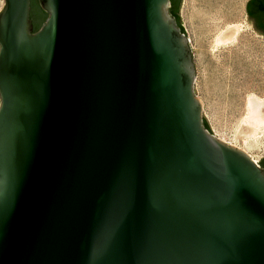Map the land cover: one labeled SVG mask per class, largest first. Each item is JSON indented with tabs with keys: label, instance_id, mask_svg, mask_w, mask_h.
Here are the masks:
<instances>
[{
	"label": "water",
	"instance_id": "1",
	"mask_svg": "<svg viewBox=\"0 0 264 264\" xmlns=\"http://www.w3.org/2000/svg\"><path fill=\"white\" fill-rule=\"evenodd\" d=\"M5 1L0 264H264V171L205 128L170 0H39L36 33Z\"/></svg>",
	"mask_w": 264,
	"mask_h": 264
},
{
	"label": "rangeland",
	"instance_id": "2",
	"mask_svg": "<svg viewBox=\"0 0 264 264\" xmlns=\"http://www.w3.org/2000/svg\"><path fill=\"white\" fill-rule=\"evenodd\" d=\"M248 1L182 0L179 15L192 50L194 91L211 134L262 168L264 36L248 22ZM5 4L0 0V11Z\"/></svg>",
	"mask_w": 264,
	"mask_h": 264
},
{
	"label": "trees",
	"instance_id": "3",
	"mask_svg": "<svg viewBox=\"0 0 264 264\" xmlns=\"http://www.w3.org/2000/svg\"><path fill=\"white\" fill-rule=\"evenodd\" d=\"M170 2H171L170 14L175 18L178 26L181 29V32L185 34V30L180 24L181 19L179 15L182 0H170ZM39 4H40L39 0H31L30 18L33 22V27H34L33 33H36L37 31H39L42 25L46 22L47 18L49 17L48 13L45 10H43L42 7L40 8L41 9L40 12L38 11ZM204 125H205V128L210 132V127L206 120H204ZM262 168L264 170V166Z\"/></svg>",
	"mask_w": 264,
	"mask_h": 264
},
{
	"label": "flooded vegetation",
	"instance_id": "4",
	"mask_svg": "<svg viewBox=\"0 0 264 264\" xmlns=\"http://www.w3.org/2000/svg\"><path fill=\"white\" fill-rule=\"evenodd\" d=\"M247 10L254 28L264 36V0H249Z\"/></svg>",
	"mask_w": 264,
	"mask_h": 264
},
{
	"label": "bare ground",
	"instance_id": "5",
	"mask_svg": "<svg viewBox=\"0 0 264 264\" xmlns=\"http://www.w3.org/2000/svg\"><path fill=\"white\" fill-rule=\"evenodd\" d=\"M256 112V111H255ZM257 113V112H256ZM223 141V140H222ZM225 142V141H224Z\"/></svg>",
	"mask_w": 264,
	"mask_h": 264
},
{
	"label": "built area",
	"instance_id": "6",
	"mask_svg": "<svg viewBox=\"0 0 264 264\" xmlns=\"http://www.w3.org/2000/svg\"><path fill=\"white\" fill-rule=\"evenodd\" d=\"M256 164H257V162H256Z\"/></svg>",
	"mask_w": 264,
	"mask_h": 264
}]
</instances>
